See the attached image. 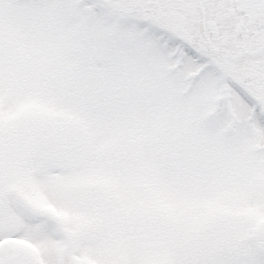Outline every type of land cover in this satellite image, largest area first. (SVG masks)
Returning <instances> with one entry per match:
<instances>
[{"label":"snow or ice","instance_id":"1","mask_svg":"<svg viewBox=\"0 0 264 264\" xmlns=\"http://www.w3.org/2000/svg\"><path fill=\"white\" fill-rule=\"evenodd\" d=\"M0 264H264V0H0Z\"/></svg>","mask_w":264,"mask_h":264}]
</instances>
